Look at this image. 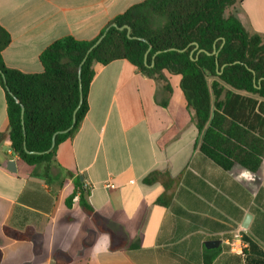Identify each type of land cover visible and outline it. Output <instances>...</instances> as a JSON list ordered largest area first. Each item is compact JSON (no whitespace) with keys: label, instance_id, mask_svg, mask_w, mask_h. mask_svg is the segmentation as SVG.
Returning <instances> with one entry per match:
<instances>
[{"label":"crops","instance_id":"crops-1","mask_svg":"<svg viewBox=\"0 0 264 264\" xmlns=\"http://www.w3.org/2000/svg\"><path fill=\"white\" fill-rule=\"evenodd\" d=\"M142 1L0 0V24L12 38L5 64L41 73L50 44L68 35L92 40ZM225 15L264 40V0H237ZM94 71L88 112L47 176L45 165L13 153L0 83V264H264V161L253 173L238 164L225 171L207 158L179 76L150 78L124 59ZM155 172L162 176L146 183ZM79 181L98 222L78 195L67 204ZM4 227L34 235L16 240ZM237 235L254 244L245 241L244 256L224 242ZM209 240L221 245L208 250Z\"/></svg>","mask_w":264,"mask_h":264},{"label":"trees","instance_id":"trees-1","mask_svg":"<svg viewBox=\"0 0 264 264\" xmlns=\"http://www.w3.org/2000/svg\"><path fill=\"white\" fill-rule=\"evenodd\" d=\"M236 1L144 0L117 15L92 40L68 35L50 44L39 57L43 72L35 74L7 67L3 52L12 38L0 24V83L6 92L13 153L27 165H45L47 176L58 147L76 134L88 112L94 65L105 66L124 59L150 78L165 80L164 73L179 76L187 109L193 110L201 135V152L225 171L238 164L257 172L264 161V40L259 34L248 32L237 17L225 15ZM112 24L129 26L133 39L128 38L126 29L120 31ZM103 35L81 69L83 102L76 124L71 131L58 134L54 149L46 153L53 136L73 123L80 102L79 66ZM192 43H198L205 52L198 53V49L191 55ZM150 46L146 65L145 54ZM214 47L219 50L218 65L216 56L207 54L213 53ZM165 88L170 89L167 84ZM2 138L0 135V141ZM25 148L44 154H28ZM160 176L161 173H152L145 182L153 183ZM78 185L81 187L75 189L67 204L70 206L78 195L83 211L98 222L80 181ZM3 230L21 241H29L34 235L32 229ZM243 240L254 247L248 237L243 236Z\"/></svg>","mask_w":264,"mask_h":264},{"label":"water","instance_id":"water-1","mask_svg":"<svg viewBox=\"0 0 264 264\" xmlns=\"http://www.w3.org/2000/svg\"><path fill=\"white\" fill-rule=\"evenodd\" d=\"M112 27H115V28L119 29L120 31H123L124 29H126V30H127L128 38H129V39H133V37L130 36L131 29H130L129 26L126 25V26H123V27H118L116 24H112ZM103 37H104V35H103L102 37H100V38L97 40V42H96V43H95V44H94V45H93V46L87 51V53H86V55H85V57H84L82 63H81L80 66H79V74H78V75H79L80 102H79V105H78V107L76 108V110H75V112H74L73 123H72V125H71V127H70L69 129H67V130H65V131L57 132V133L53 136V139H52V145H51L50 149H49L48 151H46V153H50V152L54 149V147H55V145H56V136H57L58 134H61V133H67V132L71 131V129H72V128L74 127V125L76 124V115H77V111H78L79 107L81 106V104H82V102H83V89H82V82H81V69H82V66H83V64L85 63V61H86L88 55L91 53V51H92L94 48H96V47L101 43ZM224 43H225V41L223 40V43H222V45H221V48L223 47ZM191 45L194 46V50L191 52V55H192L193 52H194L195 50H198V49H199V45H198V43H192ZM214 48H215V49H214V52H213V53H207V52H206V53H207L208 55H215V56H216V63H217V65H218V59H217V56H218L219 50H217L216 47H214ZM150 50H151V46L149 47V49L147 50V52H146V54H145L144 62H145L146 65H148V64H147V60H148V54H149ZM171 50H175V49H171ZM185 50H186V49H184V50H180V52H184ZM201 52H205V51L199 49V50H198V53H201ZM160 53H161V51L157 52V53L154 55V58H155V56H156L157 54H160ZM153 65H154V63H152V66H153ZM16 101H17V100H16ZM17 102H18V101H17ZM21 119H22L21 122H22L23 131H24V135H25L24 107H23V106H21ZM25 150H26V152H27L28 154H44V153H40V152H30V151H28L26 148H25ZM8 170L11 171V172H15V171H16L15 161H14V160H9V161H8ZM249 220H250V215H248V216L246 217V220H245V222H244V224H243V227H244V228H247V227H248ZM220 245H221V241H220V240H209V241H206V242H205V247H206V249H208V250L216 249V248H218Z\"/></svg>","mask_w":264,"mask_h":264},{"label":"built area","instance_id":"built-area-1","mask_svg":"<svg viewBox=\"0 0 264 264\" xmlns=\"http://www.w3.org/2000/svg\"><path fill=\"white\" fill-rule=\"evenodd\" d=\"M106 187H113V186L107 184ZM224 242L227 245L230 253L238 254L241 256L245 255V249L247 248V244L243 240L242 236L237 235L236 237L225 239Z\"/></svg>","mask_w":264,"mask_h":264},{"label":"rangeland","instance_id":"rangeland-1","mask_svg":"<svg viewBox=\"0 0 264 264\" xmlns=\"http://www.w3.org/2000/svg\"><path fill=\"white\" fill-rule=\"evenodd\" d=\"M175 79V78H174ZM211 81V80H210Z\"/></svg>","mask_w":264,"mask_h":264}]
</instances>
